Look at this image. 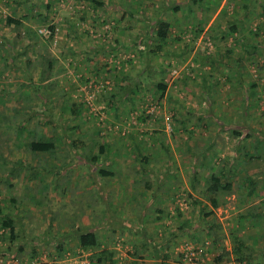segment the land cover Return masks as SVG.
<instances>
[{"label": "rangeland", "instance_id": "rangeland-1", "mask_svg": "<svg viewBox=\"0 0 264 264\" xmlns=\"http://www.w3.org/2000/svg\"><path fill=\"white\" fill-rule=\"evenodd\" d=\"M95 1L103 6L89 0H0V53L8 57L5 63L0 58V95L4 92L0 111L9 114L13 106L40 105L33 93L32 101L23 102L20 99L21 92L31 93L32 88L19 85L27 84L28 80L21 71L10 65L14 55L18 56L17 60L25 59L19 54L26 43L31 45L36 42L34 49L37 51L39 46L46 45L48 56L56 59L52 71L56 84L52 93L59 94V101L67 97L75 104H86L76 119L77 122L83 119L81 134L85 132L87 135L84 134L82 140L85 145L91 139L96 141L94 153H98L101 140L113 146L111 154L106 157L102 155L94 169L105 168L114 174L107 177L109 180L98 175L96 179L93 178L89 172L92 165L79 156L85 155V151L75 152L64 144L59 146L62 148L56 159L34 154L28 147L31 138L27 134L20 136L16 124L0 125V206L14 196L20 200L17 204L22 210L15 217L14 206H2L3 213L10 209L16 224H22V228L16 231L21 238L16 239L14 244H11L8 232L0 228V264H6L16 254L15 264H89L86 257L92 252L85 254L80 250L72 229L97 223V216L93 215H104L103 209L106 208L118 212L120 204L125 207L122 218L131 219L136 213L130 208L139 206L135 205L137 202H149L147 209L163 208L170 212L169 217L162 221L149 220L145 223L149 234H169L180 226L178 220L187 218L191 221L188 232L172 239V263L189 264L180 257L187 250L192 255V264H223L232 260L220 249L224 248L230 231L242 232L235 225L237 221L233 225L231 220L238 218L247 206L238 195L247 193L249 185L238 189L233 187L228 195L221 194L219 200L223 202L204 221L199 212L202 206L193 204V198L202 200L206 207L210 206L202 198V179L216 173L221 167L233 168L232 175L225 176L226 180H232L234 186L237 178L247 180L254 177L250 172L264 171V160H254L252 156L255 154L250 146L252 141L258 140L254 132H264V0H251L247 8H243L244 0H217V5L216 0H203L202 7L207 9L213 5L211 13L200 7L188 11L185 7L188 6L187 0ZM47 4L51 5L46 7ZM30 5H33L32 10H28ZM177 6L180 8L175 10ZM129 9L136 11L130 14ZM37 16H46L47 21L38 22ZM149 16L153 19L160 16L161 21L169 24L167 35L171 40L164 47L166 52L154 54L155 45L147 43L145 17ZM7 17L20 20L22 25L19 29L13 24L4 25ZM202 21H205L204 27L199 32L198 23ZM233 25L238 32L236 30L228 35ZM48 27L54 28L49 42L50 36L38 35L39 29L47 30ZM24 28L37 33L36 40L29 39ZM250 40L258 48L253 57H250L248 50H244L252 43ZM11 41L12 45L8 44ZM134 42L138 46L129 49V43ZM115 43L125 44V49L120 47L113 53L109 46ZM104 46L105 50L102 51L100 48ZM32 48L30 46L28 49L29 57L34 59L35 51ZM92 49L98 51L93 54ZM1 50H7V53ZM87 57H93L92 61H88ZM144 59L148 67L143 63ZM235 60L242 61L241 74L228 77L227 73L233 70L230 66L235 67ZM106 63L108 65L105 67ZM33 76L38 82V71ZM160 80L166 84L163 94L156 89V83ZM251 84H255L253 89H250ZM122 89L125 90L122 92ZM111 94L116 96L113 99L115 105L109 103ZM54 105L57 108L53 110L52 120L57 122L56 127L62 126L61 122L70 114L60 110L61 103L58 101ZM167 116L172 118L169 121L170 129L165 120ZM37 120L38 117H33L31 128ZM75 121H69V125ZM221 123L232 128H225ZM61 129L52 130V126L43 124L39 131L44 137L57 138L61 135ZM233 131L237 132V136ZM73 133L69 135L74 140L81 136ZM246 133L251 136L246 137ZM212 141L214 144H210ZM135 146L141 149L143 156L150 158L149 168L153 173L149 178L155 180L159 176L162 180L166 175L163 181L165 178L172 180L171 186L175 187L179 197L176 195L166 199L165 194L158 192V196L163 198L162 202L150 203L151 192L142 195L143 185L134 182L141 177L133 173L139 168L135 159L137 154L131 152ZM261 149H258L259 153L264 152H260ZM246 152L249 157L244 155ZM41 160L46 164L39 162ZM20 161L23 165L11 174L14 164ZM62 161L70 165L69 170L57 175ZM26 164H40L46 169L33 178ZM195 174H198L196 181L200 184L192 183ZM41 182L49 185L47 190L38 185ZM192 185H195L194 189ZM37 186L40 195L35 202H31L29 195ZM94 188L101 191L102 196H107L112 190V202L104 201L105 198L101 199L103 201L92 198L90 193L96 191ZM160 191L163 192L162 189ZM125 192L131 195H120ZM251 197L259 202L253 206L258 211L263 210L264 179L257 183ZM89 204L93 205L89 207ZM178 211L181 216L177 218ZM18 217L22 218L21 222L17 220ZM124 223L126 227H116L115 231L110 227L99 230L100 239L105 245L102 247L114 251V258L119 264H130L132 261H136V264H155L154 260L146 257L142 260L132 257L138 235L130 221L126 219ZM241 223L243 226L248 222ZM207 224L212 226L210 233L213 238L205 236L203 230ZM22 236L25 238L22 239ZM47 240L49 244L43 242ZM60 242L63 244H59L62 254L57 255L55 246ZM34 245L42 248V252L38 257L31 258V247ZM10 246H13L11 254L5 253ZM19 246H23L22 253L16 252ZM219 255H224L222 262L216 263Z\"/></svg>", "mask_w": 264, "mask_h": 264}, {"label": "trees", "instance_id": "trees-1", "mask_svg": "<svg viewBox=\"0 0 264 264\" xmlns=\"http://www.w3.org/2000/svg\"><path fill=\"white\" fill-rule=\"evenodd\" d=\"M90 2H93L95 4H97V6H103L102 3H99L95 0H89ZM245 6L243 8H247L248 5L250 4L251 0H244ZM188 6H185L187 9H189L188 11H191V9L193 7H197V8H202L204 11H208V13H211L210 11H212L211 9H213V5L210 6V8H204L202 7L203 4V0H187ZM218 4V1L216 0V5ZM51 4H47L46 7H49ZM200 5V6H199ZM180 6L175 7V10H178ZM216 7V6H215ZM29 9H33V5L28 7ZM130 14H132L134 11L136 10H131L129 9ZM142 13V12H141ZM25 18V17H24ZM145 23H146V27H147V43L150 44H154L156 47V51H153L154 54L157 53H161V51L166 52V50H164V47L167 45L168 40H171L170 37L167 35L168 29H169V24L166 23L165 21H161V17H157L155 19H153V17L149 16V17H145ZM37 20L38 22L41 23H45L47 21V17L46 16H37ZM0 23H2V21L0 20ZM4 25H16V29H19V27L22 25L21 21L18 19H15L13 17H7L6 21H4ZM205 21H202L200 23H198V31L201 32ZM234 27L229 28L228 31V35H232L235 33V31L238 29L237 27H235V25H233ZM25 33H27L29 35V39L31 40H36V37L39 35L41 37L40 34L37 35V33H33L32 30H30L29 28H24ZM48 30L50 31V37L47 40V42L51 41L50 39H52L53 37V33H54V28L53 27H48ZM254 35V34H253ZM17 36L20 37V35L18 34ZM144 39V37H143ZM146 39V38H145ZM146 41V40H143ZM252 43L248 44L247 47L244 48V46L242 47V49L244 48V50H248L249 53L251 54L250 57H253L257 52V46L256 44H254V42L252 40H250ZM242 42V40H241ZM245 40H243L242 43H244ZM11 43V44H10ZM33 43V41H32ZM145 43V42H144ZM157 43V44H156ZM8 44L12 45V41L9 42ZM26 47L23 49L22 52H20L21 54H19V57L21 56H25V59H18V56L14 55L12 57L13 62L10 65L13 69L15 70H19L21 71L24 75L25 78L28 80L27 84H19L21 87H31L32 88V92L31 93H24L21 92L20 94V99L24 102L26 100H30L32 101L33 98H31L32 93L35 96V99H37V101H39L40 105L38 104H34L33 107L29 106V105H25L22 106L21 105H17V106H13L12 108H10L11 113L9 114H3L2 111H0V125H2V127H5V125L8 126H12V122L14 124L17 125V131L19 132V135L22 136V134H27V136H29L30 139V143L28 145L29 150L31 152H33L34 154H43V155H48L51 156L53 159H56V155L57 153H59L58 151H61V148L59 146H61L62 144H64L67 147H72V150L75 152H79V151H85V155H79L81 157L85 158V161L89 164L92 165V169L89 171L92 175L93 178H95V176H100V177H104L105 179H107V177H111L112 175H114L111 172H108L105 170V168H101L99 170L94 169L95 166L98 164L97 162L100 160V157L102 155H104V157L108 156L109 154H111L110 151H112V147L109 144H106L103 142V140H101V142L99 143V147H98V153H94V142H96L95 140L91 139L90 143L85 145V143L82 140V137L84 136L85 132L81 134V123L83 122V119H81V121L77 122L78 120H76L81 114V109L84 105L83 103L80 104H75L73 102H70V99L67 97L64 98H59L57 99V95H54L53 90L55 88V84L56 82L52 79L53 76V67L55 65V61L56 59L52 56H48L47 52H46V45H42L39 46V49L37 51V49H34V46H36V42L34 44H28L26 43ZM9 45V46H10ZM38 45V44H37ZM115 45V46H114ZM114 45L109 46L110 50L113 51V53H115L117 50L120 49V47H122L123 49H125V44L121 45L115 43ZM260 45V44H257ZM30 46H33V50L35 52H33L35 54L34 59L29 57V53L30 51L28 50ZM131 48H135L138 46L137 42L134 43H129L128 45ZM113 48V49H112ZM102 49V51L105 50V46L104 48H100ZM2 52L4 51V53H7V50H1ZM91 51L97 52L98 49H92ZM141 55H143L144 53L140 52ZM146 52V56H147ZM231 52H229L230 54ZM112 55V54H111ZM145 56V57H146ZM94 57V56H93ZM93 57H87L88 61H92ZM0 58L1 61L5 63V61L7 62V58L5 55H2L0 53ZM242 61L239 60H235V67L234 66H230L231 70L229 73H227V76H240L241 74V70L240 67L242 66L241 64ZM146 65V67H148V62L144 59V62ZM108 64L106 63L104 66L106 67ZM38 71V76H39V80L38 82H35L34 78V72ZM163 73V71H161ZM116 79H120L119 77H117ZM137 86H139L138 84H136ZM252 85V86H251ZM250 85V89H253L255 87V84H251ZM252 87V88H251ZM156 89L160 91L161 94H163V92L166 90V84L163 82V80H160L156 83ZM125 89H122V92ZM63 94V93H62ZM2 95L4 96V92H1V98H0V102L2 103L3 99H2ZM64 95V94H63ZM116 96L114 94H111L110 97L108 98L109 103L115 105V101L113 99H115ZM59 102L61 103V107L60 110H65L68 111L70 114V117L67 118L66 120L62 121L61 124L62 126H58L61 127V135H59V137L55 138H50V137H44L41 135V131H39V128L41 125L43 124H47L52 126V130L58 128L56 127L58 124L57 122H53L52 117H53V110L55 108H57L54 104L55 102ZM108 103V102H107ZM24 105V104H23ZM59 106V105H58ZM86 111V110H85ZM33 117H38V120L36 122V124L34 125L33 128L30 127V123L33 119ZM117 117V116H115ZM71 120H76L74 122V124L69 125V121ZM170 120H172V118H170ZM53 123V124H52ZM222 126H225V128H232L230 125L226 126L225 124L221 123ZM245 127V126H243ZM73 133V134H80V137L75 138V140L73 138H71L72 136L69 135V133ZM234 135L237 136V132L233 131L232 132ZM255 136L258 140L257 141H252V144L250 146H252L253 151L255 156L253 155L252 157L255 158L254 160L256 161H260L261 159L264 160V152L259 153L258 149L261 147L263 149L260 150L264 151V132H254ZM87 134H85L86 136ZM251 134L250 133H246V137H250ZM260 139V140H259ZM97 146V143H95ZM210 144H214V142H210ZM141 149L138 148V146H135L131 152L133 154H137V157L135 156V159L137 161V164L139 165V168L136 169L133 173L134 175H141L140 179L135 180L134 182L136 183H140L143 185V193L142 195L144 196L146 192H151L150 197V203H154V202H162L161 199H163L162 197L158 196V192H160L161 194H165L166 199H172L173 196L179 197L180 194L177 193V191H175V187H172L171 184L172 180H168L167 178H165V181H163L164 177L166 175H164V177L162 178V180L159 178V176H157V178L155 177V180H151V178H149V176L153 173V170L149 168V161L150 158L147 156H143V154L140 151ZM130 152V153H131ZM80 153V152H79ZM78 153V154H79ZM116 153V152H115ZM114 153V154H115ZM261 154V156L259 155ZM246 157H249V154L246 152L244 154ZM64 158V157H63ZM251 159V158H250ZM39 162H42L44 164H46L45 161L41 160ZM23 162L20 161V163H15L14 164V168L11 169V174H14L16 172V170L18 169L19 166H22ZM26 168L29 169V174L32 175L33 178L37 177L40 175V171H44V167H41L40 164H38L37 166H30V164H26ZM70 165H68L65 161H62L61 165L59 166V172L57 173V175L59 174H64L69 170ZM225 167H221L219 168V170L216 173H211L209 176H206L205 178H203V188H204V192L202 193V198H204L205 200H207V202L209 203L210 206L206 207V204H202V200L200 199H195L193 198V204L195 205H199L201 204L202 208L199 210V212L201 213L200 215H202L200 218L203 219L204 218H209L210 215L213 213L214 209H216L223 201L219 200V197L221 194H230L232 192V188H233V183L228 180H226V176L228 175V168ZM264 171L262 172H250L251 175L253 174L254 177L253 178H247V180H244V183H247L249 185V189H248V195L252 196L254 195V191H255V186L257 185V183L260 181V179H264ZM197 173V172H194ZM119 174V173H118ZM198 174H195L193 176V181L192 183H199L200 182L197 180L196 181V176ZM97 176V177H98ZM168 177V176H167ZM96 179V178H95ZM246 179V178H245ZM109 180V179H107ZM154 183V185H153ZM242 184V183H241ZM41 187H43L44 190H47L49 185L45 184L44 182H41V184H38ZM156 186V187H155ZM242 185H239V187L241 188ZM163 190V192H161V189ZM195 188V185H192V189ZM102 192L104 191V187H102ZM96 189L94 188V191ZM153 190V191H152ZM177 190V189H176ZM91 191L87 192V194H89ZM106 192V191H105ZM40 193V188L39 186L36 187V190H34L33 192L30 193L28 200H30L31 202H35L36 198L39 197ZM182 194V193H181ZM92 198H95L98 201H103L101 200L102 198H105V200H110L113 198L114 196V192L112 190H110L107 193V196H102L101 195V191L99 192L98 190H96L95 192L90 193ZM191 195L189 194V197ZM174 198V197H173ZM191 198V197H190ZM19 199H17L16 197L12 196L8 202L2 206H5L6 208H8L10 205V207H15L16 208V216L17 217L22 211L19 209L20 204L19 203ZM23 201V199H22ZM94 202V201H93ZM95 203V202H94ZM106 203V202H105ZM149 202H145V203H136L135 205H139V206H133L132 208H130V206H128L127 204L125 206H128L130 208V211L136 213L135 216L131 219L128 218H122L121 213H125L124 206H120L122 204L119 205L120 207V212H116L115 210H110V208L107 210L103 209V214H95L93 216H97V223L91 224L88 227L85 228H81L79 226L74 227L72 229L73 231V236L74 238L77 240L78 242V247L80 248V250L82 252H85V254H87L88 252H92L91 255L87 256L86 258L89 260V264H119L117 263L116 259L114 258L115 252L111 251L107 248H103L102 246H105L102 242V239H100V235H99V230H103L105 227L109 228L112 231H115L117 228H122L123 226L126 227L125 223L126 219L127 221H130V223L132 225H134V230L136 231L135 233H137V239H136V243L134 246L135 251L132 254V257L137 258L138 260H142L145 257L148 259H152L155 261V264H178V263H172L170 261V257H171V252H170V244L173 243L172 239L174 240V238L179 237L182 233H186L188 232V227L190 226L191 221H189L187 218L185 219H181L178 220V223H180V226H177L173 232L169 233V234H165L164 232H162V234L155 232V234H149V231L146 228V222L149 220H153V221H162L164 218L166 219L167 217H169L170 212L165 211L163 208H151V209H147L146 205ZM93 205V204H89V207ZM107 205V203H106ZM129 205H131L129 203ZM2 206H0V228H2L4 231L8 232V237L9 240L11 242V244H14L16 239H18L19 237L21 238V236H19V233L16 232L18 230H20L22 228V224L19 223V225L16 224V218H14V216L12 215V212L10 211V209H8V211L4 214L2 211ZM194 209H192L193 211ZM106 211V212H105ZM167 212V213H166ZM257 212V211H256ZM129 214V213H127ZM126 214V217L128 216ZM178 216H181V212L178 211L177 214V218ZM171 217V216H170ZM176 217L173 219V221L176 219ZM238 221L242 222V217H238ZM18 221L21 222L22 218L18 217L17 218ZM165 223V222H163ZM256 225L259 224V222L255 219L254 222ZM157 225H159L157 223ZM163 224H161L162 226ZM108 226V227H107ZM117 227V228H116ZM157 228L160 226H156ZM219 227H221L219 225ZM95 228V229H94ZM204 232H206V237L210 238V237H214L210 231L212 232V226L210 224H207V226H205V229L203 230ZM202 231V232H203ZM188 235H190V232L188 233ZM25 236H22V239H24ZM235 240H237V238H235ZM216 242V240H214ZM45 244H49V240L47 241H43ZM25 243L29 244L28 240H25ZM33 244L32 239L30 240V245ZM63 245L61 242L58 243V246H55V253L57 255H61L62 252V247L61 245ZM237 251L236 252H241V250L244 248V243L242 241L237 240ZM102 247V249H101ZM31 254L30 257L31 258H35L39 256V253L42 252V248L39 249V247H36L35 245L33 247H31ZM13 250V246H10L5 253H9L11 254V251ZM23 251V246H19L17 248V253H22ZM4 252V251H3ZM226 255V253H223ZM51 255V254H50ZM224 255H219L218 257H216L215 262L216 263H221L222 259H223ZM17 257L13 256L11 257V260L7 261L6 264H15V259ZM180 257H183L182 255ZM85 258V259H86ZM161 261V262H160ZM236 261H241V262H245L246 264H248V262L244 261V259L241 258H237ZM136 261H132V263L130 262V264H136Z\"/></svg>", "mask_w": 264, "mask_h": 264}, {"label": "crops", "instance_id": "crops-1", "mask_svg": "<svg viewBox=\"0 0 264 264\" xmlns=\"http://www.w3.org/2000/svg\"><path fill=\"white\" fill-rule=\"evenodd\" d=\"M227 172L228 174L232 175L233 168L228 169ZM229 180L232 181L231 179ZM239 185H242L241 188H244L243 186L247 185V183H244V178L240 180L237 178V184L235 186L233 184L234 189L240 188ZM120 195L128 196L131 194L125 192L120 193ZM238 197L242 200V203H247V206L242 209V214L239 216L242 217L243 224L246 222L248 223L247 225L241 226L242 223L241 221H238L239 218L232 219V224L234 225L237 221V224L235 225L237 228L239 226L238 229H241L242 232H238V230H236V232L230 231V235H227L228 239L225 242V250L222 247L220 251L226 252L227 258H230L232 260H237V258L242 257L244 261L248 262V264H264V209H260L258 211V208L256 209L253 206L258 204L259 202L257 203L254 199H251L252 197L248 195V191L247 193L245 192L243 195L241 193L240 196L238 195ZM262 203L264 202H261V205ZM255 219L259 222V224L256 225L255 223H253ZM233 225L231 227H233ZM244 226L246 227L244 228ZM235 238H237L238 242L242 241L244 243V248L239 253L236 252L238 250V245L237 240H235ZM211 244L209 243V245ZM218 247L220 248V245H218Z\"/></svg>", "mask_w": 264, "mask_h": 264}, {"label": "built area", "instance_id": "built-area-1", "mask_svg": "<svg viewBox=\"0 0 264 264\" xmlns=\"http://www.w3.org/2000/svg\"><path fill=\"white\" fill-rule=\"evenodd\" d=\"M38 33L40 35H42V36H48V37L50 36V31L48 29L47 30L46 29H39ZM165 120H166V123H167V128L170 129V123H169L170 117L167 116L165 118ZM189 253H190L189 250L183 252V254H184V255H182L183 256V260L184 261H189L190 262L189 264H192L191 262H193L192 261L193 258H192V255H189ZM223 264H246V263L245 262H241V261H236V260H228V261L224 262Z\"/></svg>", "mask_w": 264, "mask_h": 264}]
</instances>
